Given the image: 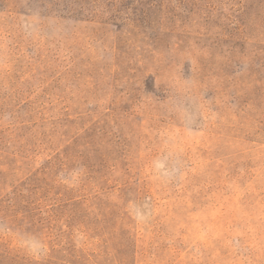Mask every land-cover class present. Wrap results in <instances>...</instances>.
Here are the masks:
<instances>
[{
	"label": "rangeland",
	"instance_id": "obj_1",
	"mask_svg": "<svg viewBox=\"0 0 264 264\" xmlns=\"http://www.w3.org/2000/svg\"><path fill=\"white\" fill-rule=\"evenodd\" d=\"M0 264H264V0H0Z\"/></svg>",
	"mask_w": 264,
	"mask_h": 264
}]
</instances>
